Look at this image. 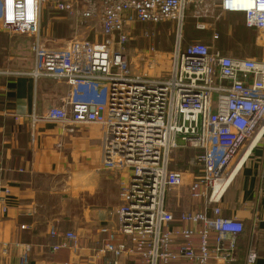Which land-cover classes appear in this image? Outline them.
I'll return each instance as SVG.
<instances>
[{
    "label": "built area",
    "instance_id": "obj_1",
    "mask_svg": "<svg viewBox=\"0 0 264 264\" xmlns=\"http://www.w3.org/2000/svg\"><path fill=\"white\" fill-rule=\"evenodd\" d=\"M45 6L64 14L70 40L57 46L45 37ZM226 14L243 16L245 27L256 33L255 46H263L264 0H0L1 30L30 40L33 66L24 75L70 87L67 99L48 108L43 119L99 125L101 170L129 175L119 188L118 205L106 213L108 222L99 229L102 238L90 249L89 263L238 260L244 224L223 217L221 204L255 150L261 153L264 184V57H236L214 48L217 20ZM188 18L196 31L211 32L210 44L186 42ZM161 24L171 26L174 39L164 69L162 53L153 45L135 65L125 45L136 35L153 40ZM142 26L152 30L135 34ZM8 74L0 70V76ZM18 122L24 124L23 118ZM180 148L196 153L186 170L175 166L173 155ZM181 187L197 210L179 204ZM9 196L0 181V203ZM49 236L61 239L52 252H78L75 233L51 228ZM29 251L24 246L20 264H28ZM256 259L251 243L242 264Z\"/></svg>",
    "mask_w": 264,
    "mask_h": 264
},
{
    "label": "crops",
    "instance_id": "obj_2",
    "mask_svg": "<svg viewBox=\"0 0 264 264\" xmlns=\"http://www.w3.org/2000/svg\"><path fill=\"white\" fill-rule=\"evenodd\" d=\"M48 8L50 14L61 15L62 33L54 32L58 23H51L46 30L42 27L43 34L66 40L64 35H69L71 26L64 14L53 8L45 6L42 11ZM226 16L239 18L245 27L243 16L226 14L222 19ZM49 25L54 28L50 30ZM29 46L27 36L10 35L0 28V70L10 73L0 76V181L9 188L10 195L0 203V264H20L24 246H30L28 264H91L87 260L90 249L101 240L99 229L108 222L107 211L118 205L119 188L129 175L101 170L99 125L73 127L43 119L48 108L59 107L67 99L70 87L45 78L35 82L24 75L33 66ZM19 118L24 124H19ZM260 154L255 150L237 171L221 204L223 217L244 224L238 239V260L233 264L243 263L251 243L257 256L255 264H264ZM181 199V206L197 210L188 198L187 203ZM51 228L59 233H75L78 252H52L51 247L61 239L49 236ZM96 264H106V260Z\"/></svg>",
    "mask_w": 264,
    "mask_h": 264
},
{
    "label": "rangeland",
    "instance_id": "obj_3",
    "mask_svg": "<svg viewBox=\"0 0 264 264\" xmlns=\"http://www.w3.org/2000/svg\"><path fill=\"white\" fill-rule=\"evenodd\" d=\"M51 9L48 8L45 11H42L41 14V25L44 28V30L47 29L48 24H57L60 25L59 23H61V21L59 18L61 17V15H56V14H50ZM58 21V22H57ZM218 22L216 23V27H215V33L217 34V37L219 38L218 41L215 43L214 48L220 50L222 53H230L233 56H246L249 58H258L261 59V57H264V42H263V46L262 47H257L255 46V40H256V33L255 32H248L246 33L247 35H245V39L240 40L238 34L236 33H241L242 31H240V27H242V20H240L239 18L236 17H231V16H226V18L222 19H218ZM65 22V21H64ZM55 25V26H57ZM191 28L190 25H186V28ZM52 28H54V25H49V29L51 30ZM145 29V30H152V28H150V26H142V27H137L136 28V33L137 34L140 30ZM70 33L69 35H64V39L66 40H70L73 37V32L72 29L70 28ZM62 33V27L61 25L58 27V29H54V32ZM155 32V36L153 38V40H148V39H144V38H140L139 35H136V39L129 41L126 45V51L128 52V54L130 55V57L133 58L134 64L136 61V58L138 56H140V54H142V52H144L149 45H153L155 47L156 51H160L162 53V65L157 66L160 67L161 69H164L165 65L168 62V58H169V53L172 49L173 46V34L171 31V26L169 24H161L159 25L155 30H153ZM192 33L194 32V34L192 33V35L187 38V34L185 36L186 42L190 43V41L193 40H198L201 41L205 44H207L206 42H208V40L210 39V41L212 40L211 38V32H206V33H199V31H192L187 30L186 33ZM197 32V33H196ZM196 33V34H195ZM48 39L53 40L54 42L57 43V46L60 45V42L62 38H58L59 40H55V38L53 39L50 35L49 36H45ZM238 37V38H237ZM65 40V41H66ZM88 40H90V38H88ZM63 41V40H62ZM136 65V64H135ZM141 65V64H140ZM140 69L141 66L139 67ZM134 69V68H133ZM133 71V70H132ZM153 71V69L151 70V72ZM196 153L194 152H176L174 153L173 157H174V161L176 163H178V161L182 162V165L180 167V169L182 170H186L187 166H186V162H188L190 159H192L193 157H195ZM180 194L182 196L181 202L183 203H187L189 202L187 200V192L185 190L184 187L180 188Z\"/></svg>",
    "mask_w": 264,
    "mask_h": 264
},
{
    "label": "trees",
    "instance_id": "obj_4",
    "mask_svg": "<svg viewBox=\"0 0 264 264\" xmlns=\"http://www.w3.org/2000/svg\"><path fill=\"white\" fill-rule=\"evenodd\" d=\"M186 22H187V24L186 25H190L191 26V28H186V32H187V30H192V31H194L195 30V21H194V19H191V18H188L187 20H186ZM243 27V26H242ZM196 31V30H195ZM240 31H242L241 33H236V34H238V36H239V39L240 40H243V39H245V35H247L246 33H248V32H250V31H248L247 29H246V27H243V28H241L240 27ZM193 34H194V32H192ZM192 33H190V32H188V33H185V36H186V34H187V38L189 37V35L191 36L192 35ZM197 33V32H196ZM195 33V34H196ZM186 38V39H187ZM238 38V37H237ZM190 42H192V41H190ZM176 152H190V150H188V149H183V148H180L179 150H176ZM175 152V153H176ZM178 167H181V165H182V162H180V161H178Z\"/></svg>",
    "mask_w": 264,
    "mask_h": 264
}]
</instances>
